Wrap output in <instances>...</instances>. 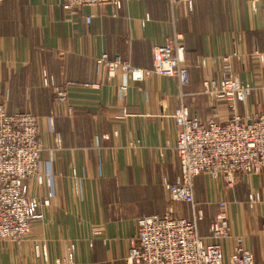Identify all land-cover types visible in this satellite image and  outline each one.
<instances>
[{"label": "crops", "instance_id": "1", "mask_svg": "<svg viewBox=\"0 0 264 264\" xmlns=\"http://www.w3.org/2000/svg\"><path fill=\"white\" fill-rule=\"evenodd\" d=\"M63 2L0 4V104L8 113L36 115L45 148L43 183L28 181L39 201L36 217L20 243L0 239V264H125L135 218L166 209L165 186L180 177L177 83L157 74L142 81L121 72L107 77L102 55L150 69L152 48L176 31L183 37L184 103L192 117H229L224 102L202 93L204 80L225 76L254 85L236 104L239 115L264 110V0H191L190 7L121 0L116 14L111 6L66 10ZM53 87L66 92L70 113L55 102ZM193 195L202 212L201 236L224 202L229 236L221 241L223 262L233 255L236 237L255 261L264 257V167L232 187L198 175ZM176 210L190 218L187 205Z\"/></svg>", "mask_w": 264, "mask_h": 264}, {"label": "built area", "instance_id": "2", "mask_svg": "<svg viewBox=\"0 0 264 264\" xmlns=\"http://www.w3.org/2000/svg\"><path fill=\"white\" fill-rule=\"evenodd\" d=\"M5 0H0V4ZM174 6L191 0H168ZM63 8H103L111 6L114 14L121 0H64ZM91 16L85 18L88 23ZM183 37L174 31L163 44L152 48V67L143 69L119 56L102 55L99 62L107 77L117 72L133 81H142L152 74L174 78L178 86V106L173 113L177 128L175 151L180 164V177L167 183L168 204L161 215H142L134 220V233L129 239L125 264H264V257L255 261L250 251L236 237L233 255L223 262L221 241L229 236V221L224 202L209 222L207 236L198 232L202 214L193 195L196 176L205 174L221 179L232 187L242 175L256 174L264 167V110L251 116L237 113L236 104L244 102L254 89L251 83L225 76L219 81L204 80L202 93L226 104L230 115L219 121L215 114L204 122L192 117L184 103V88L189 83L184 63ZM261 86L264 88V73ZM126 83L120 89L124 91ZM55 102L67 104L66 92L53 87ZM67 113L71 112L66 105ZM51 127L52 118H47ZM49 129L51 130V128ZM45 151L38 117L30 112L8 113L0 104V239L20 243L36 217L38 199L29 192V179L43 183L40 175L41 156ZM48 185L50 183L48 182ZM47 201L44 202V204ZM173 203L189 207L190 218L176 213ZM38 253V247H36ZM44 252L42 253V255ZM66 264V263H63Z\"/></svg>", "mask_w": 264, "mask_h": 264}, {"label": "rangeland", "instance_id": "3", "mask_svg": "<svg viewBox=\"0 0 264 264\" xmlns=\"http://www.w3.org/2000/svg\"><path fill=\"white\" fill-rule=\"evenodd\" d=\"M177 33H178V32H177ZM42 131H43V129L40 127V133H41V136H42V134H43V132H42ZM179 204H181V203H173V205H172V206H173V207H174V209L176 210V206H177V205H179ZM197 208H198V207H197ZM198 209H199V208H198ZM199 210H200V209H199ZM176 211H177V210H176ZM200 212H201V210H200ZM201 214H202V212H201Z\"/></svg>", "mask_w": 264, "mask_h": 264}]
</instances>
